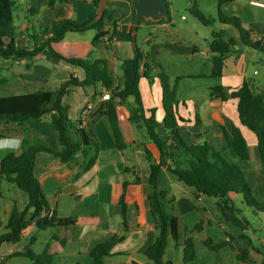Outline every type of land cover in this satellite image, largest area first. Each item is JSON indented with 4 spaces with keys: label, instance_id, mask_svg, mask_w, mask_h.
<instances>
[{
    "label": "crops",
    "instance_id": "crops-1",
    "mask_svg": "<svg viewBox=\"0 0 264 264\" xmlns=\"http://www.w3.org/2000/svg\"><path fill=\"white\" fill-rule=\"evenodd\" d=\"M49 1L13 0V8H25L35 17L32 20L33 17L30 19L25 16L26 23L15 24L14 42L17 46L32 50L46 39L41 35L44 28L65 19L86 22L95 8L93 0H59L52 7H49ZM217 7L218 13L220 10L225 16L238 17L242 27L252 33L253 41L264 38V0H234L226 3L219 0ZM110 8L119 17H115V24L110 20L105 25L103 30L107 35L92 53V58L107 60L114 86L124 90L132 86L135 80L134 47L127 38L133 29L134 13L124 1H115ZM181 19L187 21L185 16ZM221 25L220 30H226L229 36L235 38L236 47L225 56L222 76L212 77L211 40L205 42V47L201 39L193 36L191 29L176 26L173 21L141 24L139 27L152 31L144 38L140 49L147 54L153 67V80L141 76L139 81L142 101L147 111L156 110V120L162 123L165 110L163 89L158 76L164 70L170 85L176 87V96L180 101L177 113L182 119L180 131L187 143H207L220 151L225 145V136L220 126L231 122L238 127L247 141L249 151V161L241 163V166L256 199L264 202V170L257 137L242 125L237 99L222 101L211 94L214 87L222 86L232 91L240 88L245 81L256 88L255 79L249 76L246 60L248 48L242 44L236 29ZM95 35V30L71 32L65 35L63 41L66 44L89 43ZM195 35L199 38L198 34ZM9 42L6 40V43ZM253 51L251 55L255 57L257 51ZM198 58L204 60L199 61ZM254 75H257L256 71ZM0 76L7 80V83H0V97L38 90L56 91L71 77L80 82L86 78L83 69L57 60L47 50L32 59L0 58ZM105 91L99 84L84 88L71 86L68 94L63 97V105L67 107L70 120L77 124L86 107L97 106ZM132 107L133 98L117 107L118 124L126 143L123 151L117 149L108 117L102 116L96 121L94 134L99 152L95 164L89 170L82 171V157L76 163L65 164L50 153L41 152L37 155L35 174L44 189L49 212L61 218L95 217L99 223L93 226L40 230L30 209L26 214L28 225L20 240L0 245L2 264H33L26 254L27 250L35 254L47 252L52 256L51 264H93L91 250L114 236H124V239L113 247V255L106 259L105 264L148 263L145 253L153 243L156 231L147 201L142 199L149 193L146 179L150 175V163L144 147L150 146L151 142L145 128L129 121ZM146 116L149 117L150 113L147 112ZM0 131L5 133L0 139L19 136L23 140L18 152L0 150V161L11 152L21 153L25 141L34 143L40 140L54 150L61 148L57 132L48 116L26 122L25 128L12 123H0ZM159 132L165 135L163 128ZM223 154L230 159L229 152ZM137 178L140 180L138 183ZM126 181L134 186L131 187L125 210L124 228L123 209L114 201V197ZM158 187L168 191V200L174 203V214L182 218L185 227L193 229L199 221H203L202 231L185 233V239L192 238L196 247V258L191 264H264V224L255 227L247 219V213L260 216L245 203L242 195L231 194L237 212L224 213L215 199L186 186L166 169L161 172ZM15 202L20 210H25L30 199L17 186L0 180V224L6 223ZM261 214L263 217L260 219L264 220V213ZM229 236L234 239V251L224 248L215 252L203 244L207 239L220 243L228 240ZM244 250L248 251L246 261L238 260L237 254ZM165 260L172 264H185L184 247H176L172 238L167 244Z\"/></svg>",
    "mask_w": 264,
    "mask_h": 264
},
{
    "label": "trees",
    "instance_id": "trees-1",
    "mask_svg": "<svg viewBox=\"0 0 264 264\" xmlns=\"http://www.w3.org/2000/svg\"><path fill=\"white\" fill-rule=\"evenodd\" d=\"M59 0H50L49 7H52ZM115 1H124L129 4L134 16L135 10L131 6L133 0H112L108 2L102 16L97 13L100 0H93L94 11L88 20L79 23L77 20H60L51 26L44 28L41 32L44 41L35 46L32 50L19 47L14 42L16 32L13 16V0H0V58L1 59H32L37 54L47 50L57 60L67 64L80 67L84 70L86 78L80 82L71 77L56 91L38 90L32 93L0 97V123L16 124L25 128L28 121H38L48 116L54 130L57 132L60 145L59 150L52 149L48 144L38 140L34 143L25 141L22 152L9 153L0 161V180L17 186L28 194L30 203L28 208L20 210L13 206L8 214L5 224H0V245L5 242H17L20 240L23 231L28 225L26 214L32 209V218L36 221L38 229L50 227H71V226H93L99 223L95 217H74L61 218L54 213L50 215L44 189L35 174L37 155L46 152L55 155L65 164L76 163L80 157L84 159L82 171L89 170L96 162L99 146L94 134V125L102 117H108L117 149L123 151L126 143L123 140L119 128L118 105L123 104L129 98H133V107L128 117L129 121L136 126L146 129L147 136L151 142L150 146L144 147L147 160L150 163V175L146 179L149 186V193L142 200L147 201L149 212L154 220L156 231L153 243L146 250L147 264H172L165 260V251L169 239L172 238L175 246L184 247V263L191 264L196 258V247L192 238L185 239L187 232H200L203 230V221H199L193 229L184 226L182 218L175 215L173 201L168 200V191L160 190L158 180L163 169L175 175L180 182L195 189L202 195L216 200L217 206L225 212H237L236 206L231 199V194L242 195L245 203L257 212L264 213V203L256 199L252 187L246 179L241 163L249 161L248 145L245 137L238 127L231 122L220 126L224 136L225 145L220 151L207 143L189 144L181 135L180 122L177 107L180 101L176 96V87L169 83L168 74L162 70L159 80L163 89V108L165 117L162 123L156 120V110H146L143 105L139 81L141 76L153 80V67L145 54L136 44V39L129 32L127 38L134 47V68L135 80L132 86L121 90L114 86V80L110 74L108 61L105 59L92 58V53L107 35L104 32L105 25L111 20L115 24L116 12L111 10V4ZM234 0H221V3ZM169 5V3H168ZM192 14L201 23L207 25V19L200 12L195 2ZM219 20L223 25H228L237 30L242 44L255 51L264 53V38L259 41L251 39V32L242 27L238 17H228L219 10ZM119 17V16H118ZM117 17V18H118ZM172 21V16L171 20ZM165 19L159 22L142 19L141 24L165 23ZM139 25V26H140ZM139 28V27H138ZM95 30L96 35L89 43L66 44L64 37L71 32H85ZM6 40H10L6 43ZM212 54L213 74L212 77H220L223 73L225 56L231 49L236 47L234 37L228 35L226 30L212 33L209 44ZM140 72L142 75H140ZM0 76V83H7L6 79ZM101 85L106 91L111 92V99L100 101L95 106L83 124L80 120L74 124L68 117L67 107L63 105L65 97L71 86H96ZM1 85V84H0ZM211 94L222 101L229 99L238 100V114L243 126L252 131L258 142L259 154L264 170V90L256 93L253 85L245 81L236 90L218 86L211 89ZM119 98V102L116 99ZM150 116L147 117L146 113ZM83 126L81 127L80 125ZM163 128L165 135L159 130ZM4 131H0V137H4ZM229 152L230 159L224 156ZM233 160V161H232ZM128 171V168L126 169ZM140 182L137 178L136 183ZM129 182L121 186L120 195L115 194L114 201L123 209V226L126 228L125 210L129 203L131 187ZM1 228H4L1 231ZM124 236H114L109 240L95 246L90 257L93 264H105L108 257H111L113 247L122 241ZM228 240L215 243L213 239L203 242L204 246L212 251L219 252L224 248L234 251L232 241ZM27 256L33 264H51L52 256L47 252L35 254L27 250ZM248 251L244 250L237 254V259L246 261Z\"/></svg>",
    "mask_w": 264,
    "mask_h": 264
},
{
    "label": "rangeland",
    "instance_id": "rangeland-1",
    "mask_svg": "<svg viewBox=\"0 0 264 264\" xmlns=\"http://www.w3.org/2000/svg\"><path fill=\"white\" fill-rule=\"evenodd\" d=\"M218 1L219 0H168L172 21L176 24V26L179 25L180 27L191 29L193 36L196 39H201L204 46L207 47L205 42L209 43L211 40L212 31L219 32L220 28H222L218 17ZM195 2L198 3L200 12L207 19V25L201 23L192 14ZM12 11L15 17L16 25L26 23V19H24L25 16L30 19L33 17L25 8L21 9L20 7H16L12 8ZM182 16H185L187 21L182 20ZM34 18L35 17H33L32 20H34ZM91 32L92 31H90V34ZM151 32L152 31L150 29L139 27L136 37V44L139 48L142 47L144 38L149 36ZM195 33L199 35V38L195 35ZM247 52L248 54H246V60L248 63L249 76L256 81V88H254L255 92L261 93L264 90V53L257 51V55L253 57L251 55L254 52L252 49L248 48ZM198 60L203 61L204 59L198 58ZM255 71L257 72V75H254ZM257 214H259L260 217H256L250 213H247L246 215L247 219L255 227L264 224V220L260 219L263 215L260 212H257Z\"/></svg>",
    "mask_w": 264,
    "mask_h": 264
},
{
    "label": "water",
    "instance_id": "water-1",
    "mask_svg": "<svg viewBox=\"0 0 264 264\" xmlns=\"http://www.w3.org/2000/svg\"><path fill=\"white\" fill-rule=\"evenodd\" d=\"M110 1L112 0H100L97 9L99 16L103 15L108 2ZM131 6L135 10L132 31L134 43L142 19L152 20L153 22H159L163 19L167 22L171 20V12L167 0H133Z\"/></svg>",
    "mask_w": 264,
    "mask_h": 264
},
{
    "label": "clouds",
    "instance_id": "clouds-1",
    "mask_svg": "<svg viewBox=\"0 0 264 264\" xmlns=\"http://www.w3.org/2000/svg\"><path fill=\"white\" fill-rule=\"evenodd\" d=\"M23 140L19 136L0 139V150L18 152L21 150Z\"/></svg>",
    "mask_w": 264,
    "mask_h": 264
},
{
    "label": "built area",
    "instance_id": "built-area-1",
    "mask_svg": "<svg viewBox=\"0 0 264 264\" xmlns=\"http://www.w3.org/2000/svg\"><path fill=\"white\" fill-rule=\"evenodd\" d=\"M183 19H184V17H183ZM201 54H205L204 52H202ZM111 99V92L110 91H105L103 94H102V96H101V98H100V101H108V100H110ZM116 102L118 103L119 102V98H117L116 99ZM93 109V105H88L87 107H86V109L84 110V112H83V115H82V117L80 118V121L83 123V124H85V121H86V119H87V117H88V114L90 113V111ZM122 118H124L123 116H122ZM83 124L82 125H80L81 127L83 126ZM52 213L50 212V215H51ZM2 260H3V258H2V256H1V254H0V264H2Z\"/></svg>",
    "mask_w": 264,
    "mask_h": 264
}]
</instances>
